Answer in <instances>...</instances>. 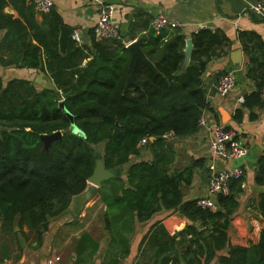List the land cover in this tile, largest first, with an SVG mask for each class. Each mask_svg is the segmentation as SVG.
<instances>
[{
    "label": "trees",
    "instance_id": "1",
    "mask_svg": "<svg viewBox=\"0 0 264 264\" xmlns=\"http://www.w3.org/2000/svg\"><path fill=\"white\" fill-rule=\"evenodd\" d=\"M9 5L19 17L5 11ZM35 14L33 0H0V30H7L1 48L14 55L1 58V64L41 68L55 84L38 89L31 80L14 78L5 84L0 76V232L26 225L40 239L50 219L62 215L73 197L86 190L96 161L102 158L116 175L104 180L97 192L105 205L103 217L109 219L113 239L119 236L121 246H126L136 219L148 220L162 208L188 220L174 234L156 223L144 243V263L264 264V228L257 238L237 214L245 175L231 180L228 194L218 195L216 209H204L198 205L201 197L184 199L183 187L192 183L196 167L205 168V159L191 167L177 165L175 141L198 132L203 112L212 108L204 74L208 63L222 54L214 46L227 36L205 28L195 32L186 65L181 28L148 27L141 46L157 69L139 60L133 72L136 84L126 89L132 54L118 37L97 39L93 30L91 46L70 39L63 53L60 13L52 8L41 22ZM240 36L253 42H246L245 52L256 90L245 95L243 107L251 109L254 119L252 109L263 106L259 91L264 73L254 71L264 68V41L254 31H242ZM221 75H216L217 81ZM61 100L85 136L73 131ZM243 116L238 108L235 120L240 122ZM57 130L62 137L46 150L41 136ZM169 133L172 137L165 136ZM143 138L147 143L140 147ZM143 149L152 157L133 162L123 178L124 165ZM255 182L264 186V153ZM255 202L264 219V191ZM233 228L237 233L232 234ZM147 250L151 253L146 257Z\"/></svg>",
    "mask_w": 264,
    "mask_h": 264
},
{
    "label": "crops",
    "instance_id": "2",
    "mask_svg": "<svg viewBox=\"0 0 264 264\" xmlns=\"http://www.w3.org/2000/svg\"><path fill=\"white\" fill-rule=\"evenodd\" d=\"M258 1L53 0V8L60 13L62 25L80 30L81 39L77 43L82 46H91L93 26L100 16V9L109 4L115 6L112 20L119 29L118 38L127 47L146 33L152 20L160 13L182 23L180 28L186 39L199 31L203 24L207 25L205 29H212L220 35L227 36V41L214 46L217 52L221 51L222 54L208 63L204 74V81L208 87L207 96L212 108L205 110L203 115L211 124L220 123L233 129L236 136L248 146L249 151L240 159L223 160L216 157L209 146L210 130L204 126H200L199 131L193 135L177 139L174 145L178 152L177 165L187 167L192 160L195 164L198 159H205V168L196 167L192 183L183 187L185 200L209 195V165L212 162H216L219 168L244 167V192L237 214L241 215L240 219L249 223L257 238L264 228V219L255 208V197L264 191V186L255 182L258 161L264 153V106H255L252 112L254 111L257 117L251 119V109L243 107L244 103L239 101V97H245L256 90L255 78L248 75L249 59L245 52L246 42L249 44L253 42L241 38L240 34L242 31H254L264 41V19L250 10L251 5ZM5 11L19 17V13L11 5L5 7ZM43 14L36 10L35 17L38 22L43 20ZM6 31L0 30V76L4 83L18 78L33 81L38 89L54 87V81L49 73L41 68L1 64V58L14 57L10 49L1 48ZM70 39L74 40L72 36ZM33 42L36 40L33 39ZM66 51L67 48L62 52ZM240 57L241 62L238 64L236 62ZM90 59L91 57L85 58L82 65ZM226 71H234L237 82L232 91L227 95H221L216 91V75ZM263 73L264 68L254 71L255 75ZM238 108L244 111L240 122L234 118ZM151 157V151L143 149L140 154L131 157L120 175L125 178V171L133 162ZM99 187L101 186L88 182L86 190L73 197L69 208L62 215L50 219L48 228L40 239L26 225L23 228L17 226L12 232H0V264H146L143 257L144 243L155 224L163 223L169 233L174 234L183 229L188 222L179 212L162 208L148 220L136 219L126 246H121L119 236L116 235V240L113 239L109 219L103 217L105 205L97 192ZM231 232L237 233L235 228ZM146 253L147 257L151 250H147Z\"/></svg>",
    "mask_w": 264,
    "mask_h": 264
},
{
    "label": "built area",
    "instance_id": "3",
    "mask_svg": "<svg viewBox=\"0 0 264 264\" xmlns=\"http://www.w3.org/2000/svg\"><path fill=\"white\" fill-rule=\"evenodd\" d=\"M35 8L41 13H47L53 8V0H33ZM250 10L261 19H264V0L251 5ZM115 12V6L112 4L101 7L100 16L93 26L94 34L97 38H111L119 36V29L112 16ZM151 26L160 31L162 28L173 29L181 27L182 23L169 18L166 14H158L151 22ZM207 28V25H201V29ZM72 38L77 42L81 39L79 29L73 30ZM237 82L236 73L234 71L224 72L218 79L215 87L216 91L221 95H227L235 87ZM260 98L264 106V86L260 89ZM239 101L244 103L245 97L240 96ZM199 126H204L210 130L211 140L209 143L210 149L216 157L223 160H233L243 158L249 151L248 146L236 136L233 129L227 128L220 123L207 121L204 115L199 119ZM166 137H172V134H166ZM147 138L140 141V145H145ZM208 191L207 197H201L198 200V205L202 208L216 209V201L211 199L212 195L228 194L230 191V182L234 178H238L244 174L243 166L233 168H219L216 162L209 165Z\"/></svg>",
    "mask_w": 264,
    "mask_h": 264
},
{
    "label": "water",
    "instance_id": "4",
    "mask_svg": "<svg viewBox=\"0 0 264 264\" xmlns=\"http://www.w3.org/2000/svg\"><path fill=\"white\" fill-rule=\"evenodd\" d=\"M73 33V29H71L69 26L62 25L61 26V33H60V48L61 51H65L67 48V43L70 38V36ZM142 37H139L138 39L132 41L128 47L131 50V62H130V68L128 71V76H127V83H126V89L129 87L130 84H136V81L133 76V72L135 69V66L139 60L144 61L147 65H149L152 69L156 70L157 68L153 64V62L147 57L145 52L142 49ZM193 39L192 37H189L186 39V47H185V64L188 65L191 60V55L193 51ZM239 52V51H238ZM241 62V57L238 59L236 63ZM60 107L64 110V112L68 115V117L71 119L73 123V131L79 135L85 136L84 132L78 128L74 124V115L66 108L64 100L60 101ZM63 135V132L61 130L54 131L50 134H43L41 136V139L44 142V147L46 150L50 147L52 142L56 139L61 138ZM194 164V161L192 160L187 167H191ZM115 172L113 170L107 169L105 167V164L102 160V158H98L96 161V165L93 171V174L89 177L88 182H91L97 186H101L103 181L115 176ZM211 199L213 201L217 200V195H212Z\"/></svg>",
    "mask_w": 264,
    "mask_h": 264
}]
</instances>
